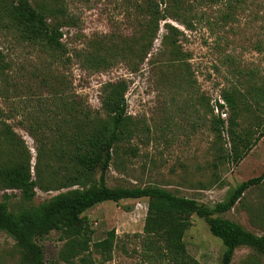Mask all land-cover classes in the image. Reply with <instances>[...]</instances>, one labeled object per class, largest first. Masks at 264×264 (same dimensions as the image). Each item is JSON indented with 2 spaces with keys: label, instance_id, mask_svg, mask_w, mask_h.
<instances>
[{
  "label": "rangeland",
  "instance_id": "374dc122",
  "mask_svg": "<svg viewBox=\"0 0 264 264\" xmlns=\"http://www.w3.org/2000/svg\"><path fill=\"white\" fill-rule=\"evenodd\" d=\"M31 2L44 11L55 12L60 19L74 20L76 25L69 27L63 37L67 43L66 53L20 41L13 30L0 27V49L11 63L7 70L10 86L5 88L6 82L0 81V109L9 112L12 106L29 101H24L25 94L16 96V92L9 91L11 83L32 86L39 93L38 85L43 80L61 84L70 93H81L93 107L99 108L101 83L124 78L129 81L125 95L128 113L145 119V133L127 143L136 148L135 152L119 148L107 173L109 185H159L213 206L224 200L238 184L264 172V104L261 110L254 106L249 110L244 108L237 119V130L249 137L238 146L243 150L250 147L238 163L220 157L221 153L229 151L230 137L228 131L223 130V139L218 140L213 131L218 114L210 110L215 99L221 97L222 90L237 80L239 68L264 76V0H185L186 5L194 4L198 14L196 18L192 12L186 15L193 21L192 26L188 28L172 18L161 20L158 36L148 55L149 61L146 60L134 73H130L125 60L98 73L89 71L80 66L74 51L97 35H135L141 22H145L141 11L144 0ZM174 3L175 0H164L160 6L172 8ZM228 5L233 16L223 18L221 14L229 10ZM167 23L182 31L179 35L181 47L190 56L183 67L193 78H189L188 84L160 80L161 70H166L169 65L162 44ZM44 88L46 94L48 87ZM223 110L227 125L232 110L228 105ZM21 120L22 116L18 114L7 121L21 135L35 161L37 142L24 129ZM58 192L37 189L33 202L39 204ZM4 193L5 190L0 189V201ZM8 193L15 194L10 200L11 206L19 205V192L10 190ZM262 200L261 189L253 187L232 209L220 215L264 235L263 221L252 213V209H259L257 206ZM147 206L146 197L126 198L99 203L83 213L92 230L91 243L105 238L109 230L116 232L112 258L105 264H152L145 255L142 241ZM65 241L58 231H52L40 240L47 264H53ZM185 242L189 253L202 264H222L224 245L198 216H192ZM92 257L94 264H101L98 254L93 252ZM250 258L264 264V256L256 255L247 246L235 250L232 264H246ZM0 264H22L15 240L1 230Z\"/></svg>",
  "mask_w": 264,
  "mask_h": 264
},
{
  "label": "trees",
  "instance_id": "16d2710c",
  "mask_svg": "<svg viewBox=\"0 0 264 264\" xmlns=\"http://www.w3.org/2000/svg\"><path fill=\"white\" fill-rule=\"evenodd\" d=\"M163 1L144 0L141 11L145 22H141L135 35L89 38L85 46L74 51L81 66L100 72L125 60L131 72H138L141 65L149 61L148 55L158 36L161 20L172 18L190 28L193 21L186 15L189 12L195 18L198 15L194 4L186 5L185 0H175L174 7L165 9L160 6ZM196 1L203 0H193ZM230 5L229 10L221 14L223 18L233 16ZM54 13L35 7L31 0H0V27L13 30L20 41L66 53L67 43L63 37L76 22L60 19ZM166 27L162 44L169 65L166 70H161L160 80L188 84L189 78H193L183 67L190 56L181 47L179 35L182 31L168 23ZM10 67L11 63L0 49V81L6 82L5 88L10 86L7 73ZM237 71V80L221 92L232 115L227 125L217 115L213 127L218 140L223 139V130L228 131L231 147L220 157L234 163H238L250 148L243 150L238 146L249 138L237 130L241 110H249L252 106L261 110L264 104V76L259 77L253 70L243 68ZM16 85L11 83L9 91L16 92V96L25 94L24 101H29L12 106L9 112L0 109V189L5 190L0 201V230L15 240L22 264H47L40 240L52 231L60 232L66 239L53 264H94L93 252L98 254L100 263L105 264L112 258L116 232L109 230L105 238L91 243L92 230L83 213L105 201L142 197L148 198L142 241L145 255L152 264H202L189 253L185 242L194 215L203 219L211 234L222 241V264H232L235 250L240 246L250 247L256 255L264 256V235L220 215L232 209L248 190L258 187L263 200L257 206L259 209H252V213L259 215L264 223V172L238 184L224 200L213 206L159 185L111 186L107 182V173L115 154L119 153V148L135 152L136 148L127 143L145 133V119L128 113L125 95L129 81L122 78L104 83L101 106L97 109L84 95L75 91L70 93L61 84L43 80L38 85L39 93L32 86ZM44 87H48L46 94ZM210 108L214 111L212 106ZM18 114L22 116L24 129L37 142L35 161L21 135L7 121ZM37 189L59 192L34 204ZM10 190L19 192V205L11 206L10 200L15 194L8 193ZM246 264L260 263L256 258H250Z\"/></svg>",
  "mask_w": 264,
  "mask_h": 264
},
{
  "label": "built area",
  "instance_id": "2783aa9c",
  "mask_svg": "<svg viewBox=\"0 0 264 264\" xmlns=\"http://www.w3.org/2000/svg\"><path fill=\"white\" fill-rule=\"evenodd\" d=\"M80 66H81V64H80ZM82 67V66H81ZM104 71V70H103ZM101 72V71H100ZM96 73H98V72H96ZM130 73H134V72H131L130 71ZM111 80H115V79H109V80H107V81H111ZM107 81H105V82H103V83H101V86H100V90H99V94H100V101H101V92H102V85L104 84V83H106ZM79 94H81V93H79ZM83 95V94H82ZM85 96V95H84ZM86 97V96H85ZM87 98V97H86ZM87 100H88V98H87ZM88 103L90 104V102H89V100H88ZM218 103H221L222 105H223V107H220L219 106V104ZM91 105V104H90ZM92 106V105H91ZM93 107V106H92ZM225 107V109H226V104H225V101L223 100V98H221V97H219V98H217V99H215V104H214V111L223 119V118H225V116H226V112H225V110H223V108ZM93 108H95V107H93ZM100 108V107H99ZM97 109V108H96Z\"/></svg>",
  "mask_w": 264,
  "mask_h": 264
}]
</instances>
